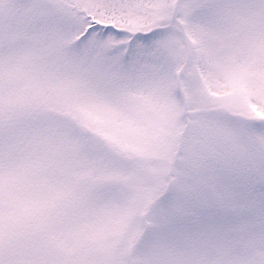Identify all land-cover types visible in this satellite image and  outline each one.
<instances>
[{"label": "snow or ice", "instance_id": "1", "mask_svg": "<svg viewBox=\"0 0 264 264\" xmlns=\"http://www.w3.org/2000/svg\"><path fill=\"white\" fill-rule=\"evenodd\" d=\"M0 264H264V0H0Z\"/></svg>", "mask_w": 264, "mask_h": 264}]
</instances>
